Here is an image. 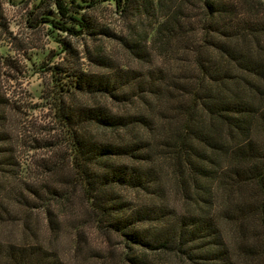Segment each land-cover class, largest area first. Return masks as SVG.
<instances>
[{"label": "trees", "instance_id": "1", "mask_svg": "<svg viewBox=\"0 0 264 264\" xmlns=\"http://www.w3.org/2000/svg\"><path fill=\"white\" fill-rule=\"evenodd\" d=\"M105 1L135 25L130 37L80 15ZM167 1L53 0L71 24L48 22L113 39L138 67L96 55L100 74L49 69L62 143L38 167L58 185L20 179L0 98V230L21 225L18 240L0 238V264H70L29 229L37 207L25 196L53 230L50 203L75 191L94 230L123 249L95 264H264V0ZM75 96L118 107L65 99Z\"/></svg>", "mask_w": 264, "mask_h": 264}, {"label": "rangeland", "instance_id": "2", "mask_svg": "<svg viewBox=\"0 0 264 264\" xmlns=\"http://www.w3.org/2000/svg\"><path fill=\"white\" fill-rule=\"evenodd\" d=\"M64 1L68 5L69 0ZM179 1L168 0L167 3L172 6ZM183 1L186 5V0L180 2ZM80 15L98 29H108L110 33L123 37H130V29L135 26L115 13L113 6L106 1L91 9H83ZM46 19L65 22L60 20L53 0H0V98L8 102L7 122L3 128L10 133L8 147H12L20 164V179L35 184L37 188L59 184L57 179L55 182L38 167V161H52L59 151L53 145L62 143L60 135L63 131L55 117L54 80L49 69L57 67L65 71L100 74L103 68L92 61L96 55H109L122 66L138 67L113 39L99 34L93 37L85 33L73 35L59 30L58 25ZM63 24L69 27L71 23ZM142 31V27L136 26L135 33L141 34L138 32ZM65 99L68 103L73 99V102L87 105L118 107L103 97ZM118 110L125 111L124 107ZM89 132L96 136L110 135L94 128ZM25 197L37 207L29 214V229L36 232L38 242L57 251L70 264H95L99 260L97 257H106L108 252L116 256L122 253L117 237L98 233L88 222L85 204L77 191L68 201L50 203L52 219L58 222L53 230L49 229L39 201ZM12 210L16 214L20 212L16 207ZM20 229V224L6 226L0 230V238L18 240ZM74 244L78 247L75 254Z\"/></svg>", "mask_w": 264, "mask_h": 264}]
</instances>
